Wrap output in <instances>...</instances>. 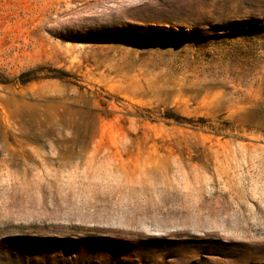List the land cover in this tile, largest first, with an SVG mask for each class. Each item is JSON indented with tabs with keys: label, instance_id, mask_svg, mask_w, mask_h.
Wrapping results in <instances>:
<instances>
[{
	"label": "rangeland",
	"instance_id": "obj_1",
	"mask_svg": "<svg viewBox=\"0 0 264 264\" xmlns=\"http://www.w3.org/2000/svg\"><path fill=\"white\" fill-rule=\"evenodd\" d=\"M0 264H264V0H0Z\"/></svg>",
	"mask_w": 264,
	"mask_h": 264
}]
</instances>
